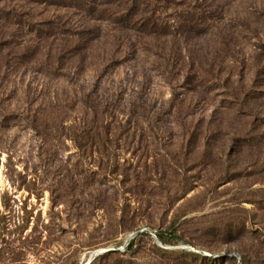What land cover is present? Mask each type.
<instances>
[{
    "label": "rangeland",
    "instance_id": "rangeland-1",
    "mask_svg": "<svg viewBox=\"0 0 264 264\" xmlns=\"http://www.w3.org/2000/svg\"><path fill=\"white\" fill-rule=\"evenodd\" d=\"M0 264H264V0H0Z\"/></svg>",
    "mask_w": 264,
    "mask_h": 264
},
{
    "label": "trees",
    "instance_id": "trees-1",
    "mask_svg": "<svg viewBox=\"0 0 264 264\" xmlns=\"http://www.w3.org/2000/svg\"><path fill=\"white\" fill-rule=\"evenodd\" d=\"M130 247H131V244L129 243L128 246H127V248H130ZM127 248H126V249H127Z\"/></svg>",
    "mask_w": 264,
    "mask_h": 264
},
{
    "label": "built area",
    "instance_id": "built-area-1",
    "mask_svg": "<svg viewBox=\"0 0 264 264\" xmlns=\"http://www.w3.org/2000/svg\"><path fill=\"white\" fill-rule=\"evenodd\" d=\"M123 248H124V247H120L119 249L123 251V250H124Z\"/></svg>",
    "mask_w": 264,
    "mask_h": 264
}]
</instances>
